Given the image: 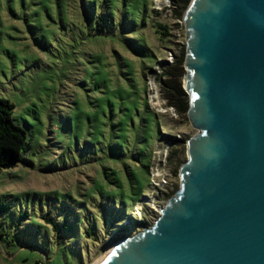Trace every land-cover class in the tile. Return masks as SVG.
<instances>
[{"label": "rangeland", "instance_id": "obj_1", "mask_svg": "<svg viewBox=\"0 0 264 264\" xmlns=\"http://www.w3.org/2000/svg\"><path fill=\"white\" fill-rule=\"evenodd\" d=\"M192 1L106 0L115 23L121 11L133 23L123 42L86 37L78 0H0V98L27 134L22 161L0 172V264H95L180 191L200 132L164 81L186 57Z\"/></svg>", "mask_w": 264, "mask_h": 264}, {"label": "water", "instance_id": "obj_2", "mask_svg": "<svg viewBox=\"0 0 264 264\" xmlns=\"http://www.w3.org/2000/svg\"><path fill=\"white\" fill-rule=\"evenodd\" d=\"M181 189L99 264H264V0H193L184 15Z\"/></svg>", "mask_w": 264, "mask_h": 264}, {"label": "trees", "instance_id": "obj_3", "mask_svg": "<svg viewBox=\"0 0 264 264\" xmlns=\"http://www.w3.org/2000/svg\"><path fill=\"white\" fill-rule=\"evenodd\" d=\"M179 3H181L182 6L185 7L187 1H181ZM78 4L81 13L82 31L87 32L86 37L94 39L99 37H105L109 39L115 38L121 39L123 42L125 41L126 32L128 30H131L130 28L133 27V23L127 20L126 12L121 11V18L119 19L118 23H115L112 16V10H114V8H110L112 10L108 11V9L106 8V0H101L98 5L94 3L93 0H78ZM130 10L133 11L134 9L130 8ZM158 28L164 31L167 30L165 26L161 25H159ZM159 34L164 35L163 33ZM184 60L185 54L184 52H182L177 60L168 67V71L165 73V76L170 77V79L164 81V85L167 88H170V90L174 93V97L168 98L169 106L174 107L179 114L183 115L187 114L188 111L187 95L182 90L180 83L185 73ZM13 111L14 105L9 100L0 98V172L3 169L14 168L19 162H21L22 155L25 152L27 146V134L23 128L14 123L12 118ZM125 126L127 127V124ZM125 126L123 128L119 127L118 131L122 133L117 141L119 144H122L124 140L123 138H125L123 135V130H126ZM138 133L139 132H136V135H138ZM180 144L183 143H177L178 146ZM116 147L117 146L115 144H112V146L110 144L108 146V149L111 152V155L109 157L120 159V154L114 152L112 153V151L116 149ZM173 154L171 153L170 160L172 159ZM135 158L138 157L136 156ZM116 204L117 206L122 205L120 201ZM104 217L106 218L105 213ZM65 221L63 223V229L68 231L69 226ZM52 224L57 229L58 223L52 222ZM85 234L87 236H91L93 234V231H85Z\"/></svg>", "mask_w": 264, "mask_h": 264}, {"label": "bare ground", "instance_id": "obj_4", "mask_svg": "<svg viewBox=\"0 0 264 264\" xmlns=\"http://www.w3.org/2000/svg\"><path fill=\"white\" fill-rule=\"evenodd\" d=\"M109 251H111V249H110ZM109 251H108V252H109ZM108 252H107V253H108ZM102 260H103V258H102L100 261H98L97 263H95V264H99V263H101Z\"/></svg>", "mask_w": 264, "mask_h": 264}]
</instances>
